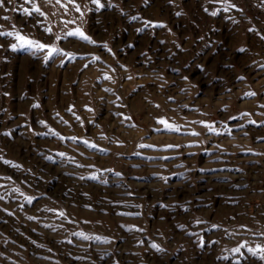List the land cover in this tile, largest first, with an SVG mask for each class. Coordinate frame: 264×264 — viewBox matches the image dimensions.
I'll use <instances>...</instances> for the list:
<instances>
[{"label":"rangeland","instance_id":"1","mask_svg":"<svg viewBox=\"0 0 264 264\" xmlns=\"http://www.w3.org/2000/svg\"><path fill=\"white\" fill-rule=\"evenodd\" d=\"M9 32L0 264H264V0H0Z\"/></svg>","mask_w":264,"mask_h":264},{"label":"snow or ice","instance_id":"2","mask_svg":"<svg viewBox=\"0 0 264 264\" xmlns=\"http://www.w3.org/2000/svg\"><path fill=\"white\" fill-rule=\"evenodd\" d=\"M28 2H30V0H28ZM57 2H59V0H57ZM93 3L97 4L99 6V0H92ZM77 11H80L79 7L77 6L76 8ZM25 11H27V9H25ZM35 11L39 12L40 9L39 8H36ZM4 19H7V17H4ZM0 35H12V33H0ZM68 35L70 36H78L80 39L82 40H85V41H90V38L87 37L82 31H80L79 29H77L75 32H69ZM16 39L20 40L22 42V45L23 44H26L30 47H33V48H37V49H40V50H44V49H47V56L48 57H51L53 54H59L60 53V50L59 49H56V48H51L49 47L48 45H45V44H42V43H39V42H35V41H31V40H28L26 39L25 37L23 36H20V35H17L16 36ZM160 123H166L165 121L161 120L159 121ZM195 134V133H194ZM86 143V142H85ZM234 251L236 252H239L240 249L237 248L235 249ZM249 251H252L251 249H249ZM260 252L261 253H264V248H261L260 249ZM261 258H264V256H262Z\"/></svg>","mask_w":264,"mask_h":264}]
</instances>
